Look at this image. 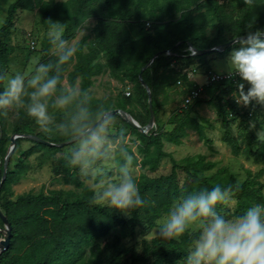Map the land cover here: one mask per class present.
Instances as JSON below:
<instances>
[{
  "label": "trees",
  "instance_id": "obj_1",
  "mask_svg": "<svg viewBox=\"0 0 264 264\" xmlns=\"http://www.w3.org/2000/svg\"><path fill=\"white\" fill-rule=\"evenodd\" d=\"M97 5L102 7L104 13L94 16ZM37 10L41 13L42 23L47 31L50 30L52 23L61 21L64 28L63 36L69 41L73 38L75 29L79 27L81 18L94 16L98 19L94 29V40L89 42L87 38H83L80 42L81 47H86L87 51L78 52L74 61L65 66V80L68 83H78L80 79L81 87L88 90L94 86L95 78L107 74L122 84L126 82L133 84V93L128 97L122 94L117 106L110 104V107L111 110L128 112L143 127L150 121V110L148 94L139 80L140 72L158 53L171 52V55L157 58L144 73V80L152 91L156 115L155 128L148 134H143L132 128L120 116H115L125 125L127 135L137 138L138 153L141 156V159L137 157V167L147 172L138 178L137 183L141 195L153 202L130 217L128 222L132 227L145 226L151 230L155 229L158 220L166 216L176 199L192 192L211 189L217 184L228 187L239 183V189L234 191L236 201L234 208L218 207L226 218L240 215L255 204L264 203L262 181L264 169L256 175L248 172V178L240 183L228 169H218V164L209 161L204 155L190 156L177 161L172 154L167 153L164 149L165 141L181 146L184 139L190 136V132L198 133L211 148L212 142L206 134L210 123H201L193 116L195 108L203 102L202 98L188 109L181 108L177 122L170 131H166L162 120L164 104L160 99V95L167 89L181 86L178 85L179 82L183 84L180 78L187 76L172 69L173 61L194 62L199 59L202 62L208 57L191 56L189 44L206 50L246 36L253 19L255 22L252 31L264 29V0H232L228 3H222L221 0H67L62 3L55 0H16L9 6L7 18L0 29V73L8 74L9 71V56L13 49L12 37L16 32L17 16L23 12ZM237 11L240 12L238 18L235 17ZM176 14H180V19L176 23L162 26L165 17L173 21ZM206 14L211 15L216 21L217 35L213 39L207 36ZM201 16L204 18L203 21L197 22L195 18ZM234 46L221 55L228 56ZM48 49L47 41L42 62L51 59ZM103 57L107 61L106 64L101 61ZM70 66H73L72 71ZM1 85L2 82L0 90ZM193 87L184 90L181 93L182 98L179 96V99L185 101ZM222 87L228 97H232L236 90L233 80L208 85L214 93L220 91ZM216 108L227 130L226 142L233 153L244 154L249 158L261 157L264 161V145L256 152L251 148L257 138L249 122L256 117L258 108H255L251 115L249 112H243L235 101L219 103ZM12 114L14 135H36L54 144L67 142L41 131L30 132V128H38L34 122L22 111H12ZM231 118L241 120L243 130L248 135L249 143L244 150L238 139L229 134ZM0 125L3 128L6 126V118L3 116H0ZM10 142V138H0L2 154L0 183L8 153L6 147ZM23 142L30 143L29 149L24 152L26 158L44 151L63 153L66 150L47 147L27 139H18L15 150ZM164 160H170L171 173L150 176L149 174L159 172ZM12 163L13 160L10 161L7 179L0 194L1 209L12 227V240L10 248L0 255V264H121L123 249L109 244L102 246L101 241L108 238L115 228L125 224L123 215L91 205L92 193L66 167L65 161L53 165V174L55 178H62L65 184L74 185L80 191L30 192L18 196L16 200H13L11 187L22 180V173L27 171L29 166L22 162L12 167ZM4 227L0 218V229ZM189 243V235L180 240H166L160 236L154 238L146 248L147 254L151 257L150 264L182 261Z\"/></svg>",
  "mask_w": 264,
  "mask_h": 264
},
{
  "label": "clouds",
  "instance_id": "obj_2",
  "mask_svg": "<svg viewBox=\"0 0 264 264\" xmlns=\"http://www.w3.org/2000/svg\"><path fill=\"white\" fill-rule=\"evenodd\" d=\"M90 19L79 21L81 40ZM254 22L246 37L235 41L225 62L229 79L235 81L232 98L244 107L253 102L264 105V29L252 31ZM47 41L51 59L39 63L32 73H0V116L22 111L42 133L68 141L66 167L92 193L91 205L132 217L153 203L141 195L134 176L137 145L119 127L107 97L98 99L78 83L66 82L65 66L87 48L65 39L59 22L50 25ZM256 138L257 147L264 145V126ZM238 189V182L228 187L217 184L173 202L158 235L166 240L190 236L183 264H264V203L232 218L218 210L236 203Z\"/></svg>",
  "mask_w": 264,
  "mask_h": 264
},
{
  "label": "rangeland",
  "instance_id": "obj_3",
  "mask_svg": "<svg viewBox=\"0 0 264 264\" xmlns=\"http://www.w3.org/2000/svg\"><path fill=\"white\" fill-rule=\"evenodd\" d=\"M16 0H0V29L5 23V20L8 15V9L11 4ZM56 2L62 3L67 0H55ZM163 1V0H162ZM232 0H221L222 3H228ZM165 2V1H164ZM104 13L102 7L97 5L95 9L94 16H98ZM92 16L90 19V27L88 28L87 35L84 38H87L89 42H92L95 38V26L97 25L98 19ZM207 16V14H206ZM240 12L235 13V17L238 18ZM180 19V14H176V18L171 21L169 17H165L162 21V26L171 23L174 24ZM203 17L195 18L197 22L203 21ZM64 32V28L61 21H58ZM207 36L210 39H213L217 35L216 21L212 19L211 15L207 16ZM79 28V27H78ZM78 28L74 31V36L70 41H79L81 42L80 33ZM47 30L42 23V16L39 10L35 12H23L17 16L16 22V32L12 37L13 49L11 50L9 60V76L15 75L17 72H22L24 75H29L35 69V67L42 63L45 56V47L47 43ZM231 36L229 35L228 38ZM36 42V49H32V42ZM227 56H222L219 53L208 55V57L202 62L194 60L190 61H173L172 69L175 71L183 72L188 69H196L198 73L195 75V79L191 80L183 77H179L183 81L181 86L178 88L182 91L174 93V95H181L184 90L192 88L194 85H206L208 82L206 72L211 70L217 74L225 75L227 74L225 70V62ZM104 64L107 63L106 59L103 57L101 60ZM73 70V66H70V71ZM182 74V73H181ZM95 84L90 89V91L98 98L103 100L105 97L108 98L109 104L112 106H117L122 94L127 96V92L130 91L133 93V84L128 82L122 84L121 82L114 79L110 74L100 76L95 78ZM66 82H68L66 80ZM78 84L81 86V80L78 79ZM205 88L203 95L204 100L195 108V113L193 116L197 118L201 123L208 122L210 126L206 130L207 138L212 142L211 148L208 147L206 141L201 139L198 133L190 132V136L184 139V143L181 146H176L169 142L165 141V151L172 156L177 161H182L187 157L195 155H204L208 158L209 161L216 162L219 168L228 169L240 183L244 182L248 178V172L253 174L259 173L264 169V161L262 158H257L255 156L247 157L244 154L235 155L232 151V148L226 142L227 130L223 126L222 119L218 116L217 113V104H224L225 102H233L232 97H228L224 94V87L220 91L214 93L211 88H208V85ZM3 88V82L1 85ZM128 97V96H127ZM133 98V97H131ZM215 103H211V102ZM184 101L178 99L177 102H172L171 104L166 102V109H168L169 119L163 123L164 130L170 131L174 124L177 122L181 108ZM135 105H137L135 103ZM243 112H249L250 115L253 114L255 108H258L256 112V117L251 119L249 125L255 124L253 130L254 134L264 126V105H259L253 102L247 107L238 105ZM142 110L141 107H139ZM173 110L175 112L173 113ZM167 111V110H166ZM173 115H172V114ZM6 118V126L3 128L0 125V138H12L14 136V124H13V114L12 111L9 112ZM229 126V134L238 139V142L242 148L245 149L248 146V135L246 131L243 130L241 125V120H235L231 118ZM119 127L126 129L122 121L117 119ZM30 132H40L39 128H30ZM127 132V130H126ZM137 145V157L141 159V156L138 153V142L136 137H129ZM258 141L251 145V148L254 152L258 150L257 147ZM11 147V142L7 145L6 150L9 151ZM30 143L23 142L15 151L12 156L13 163L12 167H15L19 163L24 162L29 166V169L22 173V180L11 187L13 192V200H16L18 196L28 194L30 192L39 193L41 191L49 192L51 190H75L80 191L74 185H67L64 183L62 178H55L53 174V165L60 161H65L64 154L68 151L70 146L65 147L66 150L63 153H53L49 151H44L42 153L33 155L29 158H26L24 152L28 150ZM2 161V154L0 153V164ZM172 165L170 160H164L161 164L159 172L157 174H149L152 177L168 175L171 173ZM215 172V171H214ZM147 174L146 171L141 170L140 167L134 168V176L136 180L142 175ZM264 182V178L262 179ZM235 204L230 206L234 208ZM165 216L157 222V227L153 230L145 226L132 227L129 224L130 217L123 215L125 224L115 228L109 235L108 238L101 241L102 246L109 244L111 246H118L123 249L121 264H150L151 257L147 254L146 248L150 245L151 241L159 237L158 228ZM4 239V237H3ZM2 239V240H3ZM169 264H183V260H174Z\"/></svg>",
  "mask_w": 264,
  "mask_h": 264
},
{
  "label": "water",
  "instance_id": "obj_4",
  "mask_svg": "<svg viewBox=\"0 0 264 264\" xmlns=\"http://www.w3.org/2000/svg\"><path fill=\"white\" fill-rule=\"evenodd\" d=\"M245 37L246 36L238 37V38H235V39H233V40H231L225 44L219 45V46L214 47V48L206 49V50H200L198 48H195L192 44H189V50H190L191 56H193V57L207 56V55H212L215 53L221 54V53H224L228 48L234 46L235 41H237L238 39L245 38ZM163 55H171V52L163 51V52L158 53L156 56H154L152 58V60L146 66L143 67V69L141 70L140 75H139V80H140L142 86L145 88V90L148 94V102H149V110H150V121H149L148 125L144 126V127L141 126L128 112H126L124 110H119V109L118 110H112L114 116H117V115L120 116L132 128L138 130L139 132H141L143 134H148L156 126V115H155V110H154V105H153L152 91H151L150 87L148 86V84L146 83V81L144 80V73L155 62V60L157 58H159L160 56H163ZM18 139H27V140L45 145L47 147H52V148H65L67 146H71L68 141L61 143V144H54V143L48 142L46 140H43L42 138H40L36 135H30V134L14 135L11 138V147L7 153L6 158H5L4 173H3V177H2V180L0 183V194H1V190H2V188L6 182V179H7V172L9 169L10 161H11V158L14 154ZM0 218L2 219V222L5 226L4 227L5 231L0 232L2 234V236L4 237V239L2 241H0V255H1L10 248L11 240H12V227H11V224H10L8 217L2 211L1 206H0Z\"/></svg>",
  "mask_w": 264,
  "mask_h": 264
},
{
  "label": "built area",
  "instance_id": "obj_5",
  "mask_svg": "<svg viewBox=\"0 0 264 264\" xmlns=\"http://www.w3.org/2000/svg\"><path fill=\"white\" fill-rule=\"evenodd\" d=\"M36 42H32V49L36 48ZM190 51V50H189ZM183 74H186L188 79L192 80L194 79L195 75L198 73L196 69H186L182 72ZM208 82L206 85H194L193 89L190 90L189 95L186 97L185 101L183 102L182 108L183 109H188L191 105H193L196 101L200 100L203 98L204 92H205V87L207 85H211L214 83H220V82H225V81H230L228 75H220L217 74L211 70L206 72ZM234 81V80H233ZM178 85H182V82H179ZM131 92H127V96H130Z\"/></svg>",
  "mask_w": 264,
  "mask_h": 264
},
{
  "label": "crops",
  "instance_id": "obj_6",
  "mask_svg": "<svg viewBox=\"0 0 264 264\" xmlns=\"http://www.w3.org/2000/svg\"><path fill=\"white\" fill-rule=\"evenodd\" d=\"M195 79V78H194ZM193 80V79H192ZM191 81V80H190ZM180 91H182V90H180L179 88H169V89H167V91L165 92V93H163V94H161L160 95V99H161V102L164 104L163 105V108H162V120L165 122L166 121V119H169L170 118V116L168 115V109H166V102L167 103H169V104H171L172 102H177L178 101V99H179V96H180V98H182L181 97V95H174V93H178V92H180ZM203 100H204V98H203ZM182 101V100H181ZM167 110V111H166ZM173 128V127H172Z\"/></svg>",
  "mask_w": 264,
  "mask_h": 264
}]
</instances>
